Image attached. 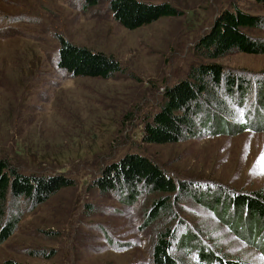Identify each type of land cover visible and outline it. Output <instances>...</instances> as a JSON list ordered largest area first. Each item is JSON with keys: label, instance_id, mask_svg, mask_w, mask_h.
Returning a JSON list of instances; mask_svg holds the SVG:
<instances>
[{"label": "rangeland", "instance_id": "1", "mask_svg": "<svg viewBox=\"0 0 264 264\" xmlns=\"http://www.w3.org/2000/svg\"><path fill=\"white\" fill-rule=\"evenodd\" d=\"M112 1L0 0V156L27 176L61 173L73 181L24 210L13 235L0 244V264L8 258L24 264H151L155 228L162 223L145 227L155 195L143 191L127 204L94 183L103 165L127 152L150 157L176 180L196 183L193 188L229 196L264 193V117L236 134L149 144L136 115L156 111L165 87L199 61L195 42L222 9L237 5L264 16V4L142 0L169 2L184 12L131 29L114 18ZM250 32L264 37V29ZM61 37L113 55L123 71L111 78L73 76L58 65ZM218 62L253 80L264 76V54L235 52ZM10 200L8 195V205ZM179 205L188 222L183 231L201 220L224 237L232 255L245 252L264 264L262 251L236 237L207 207L190 197ZM188 258L197 262L199 255Z\"/></svg>", "mask_w": 264, "mask_h": 264}, {"label": "trees", "instance_id": "2", "mask_svg": "<svg viewBox=\"0 0 264 264\" xmlns=\"http://www.w3.org/2000/svg\"><path fill=\"white\" fill-rule=\"evenodd\" d=\"M87 1L94 4L98 0ZM257 2L264 4V0ZM111 9L114 18L131 29L184 12L169 2L152 4L142 0H113ZM253 29H264L263 15L248 13L237 5L218 13L193 47L199 61L191 64L185 77L165 87L156 111L136 114L142 119L143 142L176 143L200 135L236 134L256 128L255 124L264 117V76L253 80L247 73H237L218 62L235 52L264 54V37L253 35ZM58 65L73 76L111 78L123 71L121 62L113 55L63 37ZM132 118L135 119L134 114ZM100 172L102 176L94 181L99 191L121 196L127 204H135L143 191L155 195L146 211L145 227L162 223L155 228L151 264H256L245 252L232 255L222 240L224 237L201 220L195 229L189 226L183 231L188 222L181 219L177 207L186 197L207 207L236 237L264 255L261 191L229 196L217 194L218 189H201L198 184L193 188L196 183L176 180L150 157L138 152L125 153L118 161L103 165ZM69 178L61 173L27 176L0 156V244L13 235L24 210L45 203L60 189L73 184ZM206 198L212 202L208 203ZM8 210L14 212L7 215ZM241 223L245 229L239 228ZM192 252L198 253L197 262L188 258ZM3 264L24 263L8 258Z\"/></svg>", "mask_w": 264, "mask_h": 264}]
</instances>
